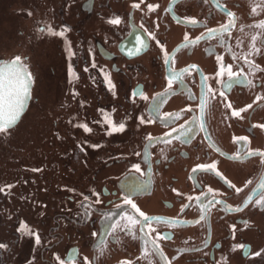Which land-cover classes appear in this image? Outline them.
Returning a JSON list of instances; mask_svg holds the SVG:
<instances>
[{"label":"flooded vegetation","instance_id":"af4514ba","mask_svg":"<svg viewBox=\"0 0 264 264\" xmlns=\"http://www.w3.org/2000/svg\"><path fill=\"white\" fill-rule=\"evenodd\" d=\"M18 1L0 264H264V0Z\"/></svg>","mask_w":264,"mask_h":264},{"label":"water","instance_id":"95a60500","mask_svg":"<svg viewBox=\"0 0 264 264\" xmlns=\"http://www.w3.org/2000/svg\"><path fill=\"white\" fill-rule=\"evenodd\" d=\"M34 83L19 62L0 67V127L17 126L28 113Z\"/></svg>","mask_w":264,"mask_h":264},{"label":"rangeland","instance_id":"374dc122","mask_svg":"<svg viewBox=\"0 0 264 264\" xmlns=\"http://www.w3.org/2000/svg\"><path fill=\"white\" fill-rule=\"evenodd\" d=\"M8 7L15 6L14 9H16V5L18 4V0H8ZM2 3L4 4V0H2ZM1 3V4H2ZM18 7V6H17ZM1 10V7H0ZM1 16V13H0ZM11 25V24H10ZM12 26V25H11ZM5 29L0 21V61L3 59H12L15 58L17 55H19L21 52L19 50V47L17 46V40L16 37L8 42L4 39ZM28 54L27 51H25L24 56ZM23 128V129H22ZM30 134L33 135L32 127L29 125H21L16 130L10 131L7 136V145H15L13 147L18 146L19 144H24V148H26L27 145L30 148L31 142L29 141ZM2 141H0V243L4 241V179L6 180V176L9 177L8 185L11 188V182L18 181L16 180L15 174L18 171L19 166L11 167L6 171H4V164H2V156L4 155V160L6 159V156L10 153H4L1 152L4 150V134L1 135ZM6 146V145H5ZM11 152V155H14L16 153ZM6 180V181H7ZM5 181V182H6ZM11 190V189H10ZM8 189V191H10ZM30 192V190H29ZM1 247V246H0Z\"/></svg>","mask_w":264,"mask_h":264}]
</instances>
